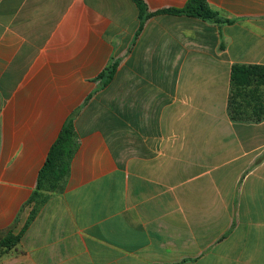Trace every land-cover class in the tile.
<instances>
[{
	"label": "crops",
	"instance_id": "obj_1",
	"mask_svg": "<svg viewBox=\"0 0 264 264\" xmlns=\"http://www.w3.org/2000/svg\"><path fill=\"white\" fill-rule=\"evenodd\" d=\"M207 2L230 22L0 0V264H264V120L229 112L232 67L264 66V0ZM69 120L70 174L29 203Z\"/></svg>",
	"mask_w": 264,
	"mask_h": 264
},
{
	"label": "trees",
	"instance_id": "obj_2",
	"mask_svg": "<svg viewBox=\"0 0 264 264\" xmlns=\"http://www.w3.org/2000/svg\"><path fill=\"white\" fill-rule=\"evenodd\" d=\"M139 8L140 28L142 31L146 21L152 17L168 14L172 16H187L199 18L217 24L229 23L213 11L207 0H188L182 9H167L151 13L143 0H132ZM116 65L107 69L102 75L103 87L113 79ZM229 112L235 121L264 120V66L263 65H234L231 70V94L229 98ZM77 151L76 132L72 120L63 127L58 139L52 146L45 165L40 171L37 190L29 203L36 201L40 192H56L61 189L70 174L71 162ZM32 213L30 222L35 218ZM26 226V228L29 226ZM25 228V230H26ZM23 231L22 234H24ZM9 234L2 243L4 248L13 249L21 239Z\"/></svg>",
	"mask_w": 264,
	"mask_h": 264
}]
</instances>
